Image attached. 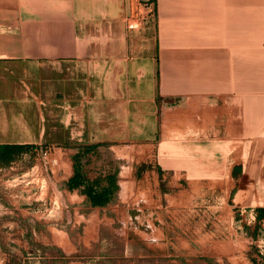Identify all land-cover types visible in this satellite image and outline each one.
Here are the masks:
<instances>
[{
  "label": "crops",
  "instance_id": "obj_1",
  "mask_svg": "<svg viewBox=\"0 0 264 264\" xmlns=\"http://www.w3.org/2000/svg\"><path fill=\"white\" fill-rule=\"evenodd\" d=\"M0 144L50 151L23 175L41 176L61 206L29 222L24 194L10 193L23 166L0 164V264H133V228L115 248L90 209L133 201L150 173L163 184L149 200L162 241L141 264L154 249L186 264L184 235L201 232L203 211L225 228L242 208L264 219V0H0ZM77 172L85 183L71 188ZM111 175L114 194L93 205L82 189ZM166 178L183 184L179 201ZM75 217L103 247L94 262L73 256Z\"/></svg>",
  "mask_w": 264,
  "mask_h": 264
},
{
  "label": "rangeland",
  "instance_id": "obj_2",
  "mask_svg": "<svg viewBox=\"0 0 264 264\" xmlns=\"http://www.w3.org/2000/svg\"><path fill=\"white\" fill-rule=\"evenodd\" d=\"M138 2H145V0H138ZM49 155V150L45 152V149H32V151H28L26 155L23 153L18 154L13 160L8 162L9 164L20 163L21 166H23V169H18L17 171L21 175L19 178L20 181H11L10 193L11 200H13V198L16 199L15 196L18 194H24V205L27 207V210L31 212V215L29 214L31 218L29 222L31 223L35 222L34 220L37 213H43L47 216L52 212L54 213L55 210H61V206L58 205V203L48 199L47 192H41V190L46 188L41 176L37 173L34 175L29 174L28 176L23 175L26 172V167L29 168V166L31 167L38 162L48 165ZM138 173V177H140V172ZM157 184L159 185L155 184L153 175L150 173L142 178H139L137 186L133 187V201H122L117 203L118 205L111 204L102 209H90L91 213H99L106 216L102 218L101 225L103 228H107V236L116 241L109 240L112 242L110 245L115 248H117V246L120 248L121 244H123L125 235L121 234V231L126 228H133V247H138V250L133 252V264L145 263L146 258H148L146 255L148 252L146 250L147 248L149 249V247H146L147 243L154 244V248L156 249L159 247L156 245L157 242L162 241L161 235H156L155 233L158 223L161 222L160 219L156 218V211L161 210V207L155 204L152 209L151 202L149 201L151 198H157L162 194L161 186H163V184L161 185V181H159V183L157 182ZM179 184L180 180L178 179H175L174 183L173 181L168 182V178L164 180V185L171 190V196L174 198L172 199V202L179 201L178 191L179 188H181L180 186L183 187V184L178 186ZM182 199L183 197H181V200ZM177 204L178 205L173 203V205H170L169 208V226L171 231L173 230V232L169 235V258H173L178 252L176 246L179 242V236L175 233L179 226V217L177 215L179 203ZM204 205L205 204H203V206ZM72 206L75 207V205ZM70 209L73 213L76 211L74 208ZM203 209L205 208L203 207ZM123 210L132 211L133 217L122 218L121 211ZM250 210V208L239 209V211L235 213L232 228H225L226 222L224 220L217 217L208 218V214L203 211L202 213L204 218H202L201 232L193 234L186 229L184 235L187 246L185 249V263L264 264V219L259 217L256 213V220H253ZM152 211H154V213H152ZM51 217L55 218L56 215ZM78 220L79 219H76V217L74 218L73 236L75 250L73 256L78 258L83 257L82 259L86 261L89 260L90 262H94L97 260V255L103 252H99V250H102L103 247L99 246L97 240L93 238L92 234L90 235V239L85 238V236L82 238L84 228L83 224H80ZM97 223L96 216L95 218L90 219L91 229L92 226H97ZM112 227H115L117 231L111 229ZM135 231H139V233L136 234L134 233ZM146 231H149L150 233L147 235L145 233ZM152 231L154 232L152 233ZM109 241H107V243ZM155 249L153 252L155 255L154 264L164 263L160 260L161 250L157 249V251H155ZM115 254H117L116 258L118 259H129L122 255L121 252L116 251ZM170 262L172 263V261Z\"/></svg>",
  "mask_w": 264,
  "mask_h": 264
},
{
  "label": "trees",
  "instance_id": "obj_3",
  "mask_svg": "<svg viewBox=\"0 0 264 264\" xmlns=\"http://www.w3.org/2000/svg\"><path fill=\"white\" fill-rule=\"evenodd\" d=\"M29 144H0V164H5L13 160L18 154L29 149ZM110 185L98 187L94 185H87L82 190L87 194L93 205H105L112 197L116 190L113 184V175L108 177ZM83 176L77 172V178L74 183H71V188H74L79 183H85Z\"/></svg>",
  "mask_w": 264,
  "mask_h": 264
},
{
  "label": "built area",
  "instance_id": "obj_4",
  "mask_svg": "<svg viewBox=\"0 0 264 264\" xmlns=\"http://www.w3.org/2000/svg\"><path fill=\"white\" fill-rule=\"evenodd\" d=\"M45 152H47V150H45ZM250 211H251V217H252V219L253 220H256V212L253 209H251Z\"/></svg>",
  "mask_w": 264,
  "mask_h": 264
}]
</instances>
